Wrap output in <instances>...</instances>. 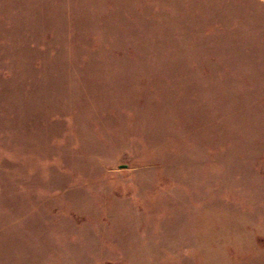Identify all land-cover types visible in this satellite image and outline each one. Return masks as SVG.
Here are the masks:
<instances>
[{
    "label": "rangeland",
    "instance_id": "374dc122",
    "mask_svg": "<svg viewBox=\"0 0 264 264\" xmlns=\"http://www.w3.org/2000/svg\"><path fill=\"white\" fill-rule=\"evenodd\" d=\"M0 264H264V0H0Z\"/></svg>",
    "mask_w": 264,
    "mask_h": 264
},
{
    "label": "water",
    "instance_id": "95a60500",
    "mask_svg": "<svg viewBox=\"0 0 264 264\" xmlns=\"http://www.w3.org/2000/svg\"><path fill=\"white\" fill-rule=\"evenodd\" d=\"M128 167V165H122L121 166V168H127Z\"/></svg>",
    "mask_w": 264,
    "mask_h": 264
}]
</instances>
